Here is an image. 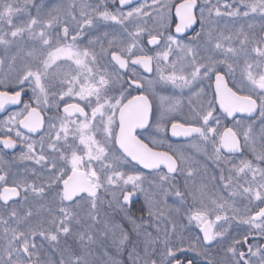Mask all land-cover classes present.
<instances>
[{
    "label": "snow or ice",
    "instance_id": "1",
    "mask_svg": "<svg viewBox=\"0 0 264 264\" xmlns=\"http://www.w3.org/2000/svg\"><path fill=\"white\" fill-rule=\"evenodd\" d=\"M21 104L0 264H264V0H0Z\"/></svg>",
    "mask_w": 264,
    "mask_h": 264
},
{
    "label": "flooded vegetation",
    "instance_id": "2",
    "mask_svg": "<svg viewBox=\"0 0 264 264\" xmlns=\"http://www.w3.org/2000/svg\"><path fill=\"white\" fill-rule=\"evenodd\" d=\"M180 2H181V0H171L170 1V3H172L174 5L179 4ZM172 13H173V19L175 20L176 19V17H175V7H173V9H172ZM250 22L254 23L256 25L257 30L259 29V26L262 23V21L259 18H257L254 21H250ZM174 27H175V24L172 25V30H173ZM194 27L198 28V25H196ZM192 35H193L192 31H191V29H189L187 31V36L190 37ZM163 94L164 95H171L172 93L168 92V93H163ZM24 99L27 100L28 97L25 96ZM22 108H23L22 104L21 105H13V106H10V107L6 108L0 114V121H3L4 119H6V117L9 116L11 113L20 111ZM225 123L227 124L229 122L225 121ZM169 127H170V125H169ZM168 137L170 138V142H172L174 145H178L179 143H185L181 138L171 137V133H169V132H168ZM0 148H2V146H0ZM19 151H20V147L18 146L15 150H2V151H0V155H3L4 152H7L8 156L5 157V159H7L8 157H11L13 155H18Z\"/></svg>",
    "mask_w": 264,
    "mask_h": 264
},
{
    "label": "rangeland",
    "instance_id": "3",
    "mask_svg": "<svg viewBox=\"0 0 264 264\" xmlns=\"http://www.w3.org/2000/svg\"><path fill=\"white\" fill-rule=\"evenodd\" d=\"M171 0H169V2H170ZM57 2V0H48V3L49 4H54V3H56ZM149 2H150V0H149ZM180 144H182V143H179L178 145H180Z\"/></svg>",
    "mask_w": 264,
    "mask_h": 264
},
{
    "label": "water",
    "instance_id": "4",
    "mask_svg": "<svg viewBox=\"0 0 264 264\" xmlns=\"http://www.w3.org/2000/svg\"><path fill=\"white\" fill-rule=\"evenodd\" d=\"M175 29V27L173 28V30ZM10 106H13V105H8V106H6V108H8V107H10ZM4 110H2V111H0V114L3 112ZM169 129H170V127H169ZM169 133H171L170 132V130H169Z\"/></svg>",
    "mask_w": 264,
    "mask_h": 264
}]
</instances>
